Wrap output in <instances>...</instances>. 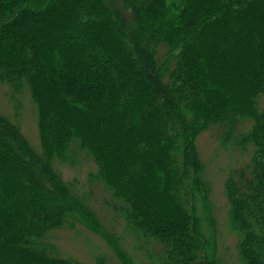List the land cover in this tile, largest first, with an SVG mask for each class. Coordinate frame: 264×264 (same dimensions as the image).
Returning a JSON list of instances; mask_svg holds the SVG:
<instances>
[{"label": "trees", "instance_id": "1", "mask_svg": "<svg viewBox=\"0 0 264 264\" xmlns=\"http://www.w3.org/2000/svg\"><path fill=\"white\" fill-rule=\"evenodd\" d=\"M0 81L29 90L42 148L0 114V264H77L46 241L77 221L136 264L53 169L73 148L153 264H219L195 144L213 126L252 147L224 189L243 264H264V0H0Z\"/></svg>", "mask_w": 264, "mask_h": 264}, {"label": "rangeland", "instance_id": "2", "mask_svg": "<svg viewBox=\"0 0 264 264\" xmlns=\"http://www.w3.org/2000/svg\"><path fill=\"white\" fill-rule=\"evenodd\" d=\"M0 114L16 123L32 148L41 153L36 105L28 89L15 94L6 82L0 81ZM250 124L249 120L244 122L238 131L248 130ZM222 131L220 126H213L195 140L209 198L210 218L205 219L202 213V224L219 264H243L238 247L239 237L229 219L230 205L224 184L231 171L249 164L252 147L242 150L231 142L223 143ZM69 155L72 161L55 157L53 169L67 183L75 182V193L85 199L104 228L118 237L121 247L136 264H153L154 243L139 239L107 203L108 192L103 183L91 178V174L96 172L93 162L78 149L73 148ZM46 241L54 246L59 257L77 264H120L106 241L82 222L51 231Z\"/></svg>", "mask_w": 264, "mask_h": 264}]
</instances>
